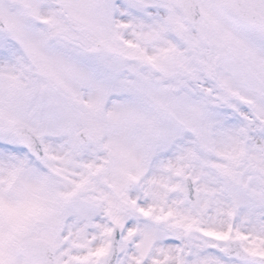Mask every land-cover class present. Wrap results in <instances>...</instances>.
I'll use <instances>...</instances> for the list:
<instances>
[{
    "label": "snow or ice",
    "instance_id": "6c2138e0",
    "mask_svg": "<svg viewBox=\"0 0 264 264\" xmlns=\"http://www.w3.org/2000/svg\"><path fill=\"white\" fill-rule=\"evenodd\" d=\"M0 264H264V0H0Z\"/></svg>",
    "mask_w": 264,
    "mask_h": 264
}]
</instances>
